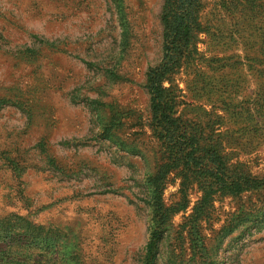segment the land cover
Here are the masks:
<instances>
[{
	"label": "rangeland",
	"instance_id": "rangeland-1",
	"mask_svg": "<svg viewBox=\"0 0 264 264\" xmlns=\"http://www.w3.org/2000/svg\"><path fill=\"white\" fill-rule=\"evenodd\" d=\"M164 2L0 0V264L147 263ZM199 24L163 87L259 185L199 205L168 174L150 264H264V0H201Z\"/></svg>",
	"mask_w": 264,
	"mask_h": 264
},
{
	"label": "trees",
	"instance_id": "trees-1",
	"mask_svg": "<svg viewBox=\"0 0 264 264\" xmlns=\"http://www.w3.org/2000/svg\"><path fill=\"white\" fill-rule=\"evenodd\" d=\"M200 9L201 0H165L160 17L162 58L156 67L146 73L152 127L164 157V162L150 178L154 225L145 250L149 264L164 232L161 227L169 211L160 200L164 187L162 182L168 174L174 171L180 173L182 194L189 185H196L203 194L199 205L206 204L215 194L237 196L259 185L252 178L232 173L221 155V148L214 141L207 140L201 126L184 122L177 116L175 94L171 88L163 87V82L169 81L186 59L197 55ZM183 202L181 209L186 205Z\"/></svg>",
	"mask_w": 264,
	"mask_h": 264
}]
</instances>
